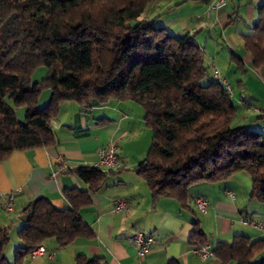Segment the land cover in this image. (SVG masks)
I'll return each mask as SVG.
<instances>
[{"label":"trees","instance_id":"1","mask_svg":"<svg viewBox=\"0 0 264 264\" xmlns=\"http://www.w3.org/2000/svg\"><path fill=\"white\" fill-rule=\"evenodd\" d=\"M153 1L0 0V25L16 14L15 32L0 30V162L15 150L52 145L50 123L66 101L91 108L130 100L142 107L152 134L134 171L153 200L167 196L187 207L191 186L244 173L251 181L249 201L264 203V133L249 129L253 122L234 123L238 110L230 100L233 92L207 71L193 34H173L156 18L142 17ZM256 13L242 40L252 66L261 68L264 1ZM38 67L46 73L33 82ZM46 89L51 92L48 103L38 107ZM17 108H24L22 120ZM254 113L253 121L264 118L263 112ZM73 172L87 188H64L66 207L37 198L22 209L28 219L17 231L12 261L4 254L8 229L0 228V264H22L49 238L64 247L91 236L79 211L91 203L89 192L101 188L110 170L78 166ZM192 236L204 244L200 229ZM211 252L222 264H264V239L239 234L230 243H216ZM74 264L106 263L100 256L77 254Z\"/></svg>","mask_w":264,"mask_h":264},{"label":"crops","instance_id":"2","mask_svg":"<svg viewBox=\"0 0 264 264\" xmlns=\"http://www.w3.org/2000/svg\"><path fill=\"white\" fill-rule=\"evenodd\" d=\"M189 1H202L209 16L204 18L202 15L194 22L189 21L190 25L179 20L181 27L174 24V20L166 19L169 11L183 8ZM263 1L227 0L223 7L215 11L209 9L212 0H154L146 6L144 13L148 19L156 18L173 34L190 32L200 46L198 35L209 29L208 23L223 31L228 26L236 25L233 34L243 44L242 35L251 32L252 24L257 19V5ZM246 25H249V29ZM229 48L235 52L232 45L229 44ZM239 58L241 67L235 74L240 72L243 77L247 76L249 67L252 68L251 58L247 52ZM210 65L212 70L215 64ZM228 69L223 75L219 73L229 82L227 76L231 71L230 67ZM255 69L264 77V67ZM243 84L240 78L237 87ZM126 101L130 100H110L91 108H82L75 102L66 101L62 103L63 106L71 107L73 112L69 118L58 120L57 116L51 121L50 127L55 135L52 145L15 150L0 162V228L8 229L9 243L15 239L13 243L17 246V231L24 224L19 219L23 214L22 209L37 198L47 199L56 208L66 207L64 188H87L73 169L96 166L100 148L111 144L116 147L118 164L107 173L106 182L101 188L89 192L91 203L79 211L81 219L92 232L91 236L79 237L64 247H59L55 239L49 238L42 245L44 254H30L22 264H74L77 254L100 256L106 264H222L215 256L201 260L193 253L192 246L197 243L192 236L195 229H200L202 240L210 250L218 242L230 243L239 234L251 240L264 239V230L244 223L251 216L256 222L264 224L263 217H254L249 213L251 210L248 207L262 204L249 201L251 181L244 173L216 183L200 182L191 186L187 207H181L167 196L153 200L146 183L134 171L146 155L152 136L150 138L145 126L144 114L141 118L139 116L142 127L138 119L135 120L136 125L133 124L126 112H134V107L124 105ZM237 102L239 122L255 124L253 120L256 114L249 107L253 104L242 95H239ZM106 106L111 107L116 117L96 115ZM259 109L263 110L264 106ZM121 122L126 124L121 126ZM142 135V143L138 144ZM58 157L64 158L63 165L56 162ZM8 193L14 195V209L11 212L2 208ZM195 195L206 198L208 206L205 214H200L194 206L192 197ZM118 198L127 202L126 210L114 211L113 202ZM135 229L150 234L154 239L143 257L137 254V247L129 240Z\"/></svg>","mask_w":264,"mask_h":264},{"label":"rangeland","instance_id":"3","mask_svg":"<svg viewBox=\"0 0 264 264\" xmlns=\"http://www.w3.org/2000/svg\"><path fill=\"white\" fill-rule=\"evenodd\" d=\"M169 12L170 13H167L165 16L166 19L169 18L170 20H174V24L180 25L179 27H181V23H182L179 20H182L185 23H187V25H190L189 21L194 22V20H197L196 18L202 15L204 18L205 16L207 17V15L209 16V14L206 12V7L202 1H189L184 5L183 8H178L176 10H171ZM142 17H146V15L143 14ZM235 26L236 25H231L230 27L228 26L227 28H225L226 26L224 25L225 30L223 31L220 27L218 26L215 27L213 24L208 23V28L210 29V31L209 29L208 30L206 29L203 34L198 35V41L200 42L202 49L204 50V65L206 66L207 71L210 72L211 71L210 64L214 63L216 69L220 73H222V75L224 73H227L229 70L228 68L230 67L231 72L227 76L230 81L228 82L227 80V82L230 84L232 88V92L233 91L235 92L234 96L233 93L232 95H230V100L235 105L236 108L239 106L237 102L239 95H242L244 99L245 98L248 99V101H250L254 107L261 108L264 106V77H262V74L258 73L253 66H252L253 69L249 67L250 70L248 71L247 76L243 77L242 73L240 72L239 74L238 73L235 74V72L237 71L236 69L237 67L236 62L238 61L237 58L239 56L242 57V55L246 53V51L242 47L243 44L239 43L241 42V40L239 41L237 39V36L233 34V30ZM248 26L249 25H246V27ZM194 27L195 26H193V28ZM207 32H209V34ZM229 36H231V39H229ZM229 44L234 47L233 50L235 52H232L231 48H229ZM234 57L236 60L234 59ZM45 73H46L45 67H38L36 71L33 73L32 81L33 82L41 81V79L45 76ZM240 78L242 79L244 84L242 87L238 88L237 84ZM50 93L51 92L49 89L43 90L41 92L39 96L38 107H43L48 103V100L50 98ZM129 104L134 107V112H131L130 114L126 112V114H128L132 118V122L135 125H136L135 122L138 119V121L140 122V126L142 127L141 120H139V116L141 118V116L144 114L142 107L133 101H126V103H124V105H129ZM253 106L251 107L253 108ZM106 107H104L100 111H97L96 115L100 116V115L108 114L110 116L116 117L115 113L111 111V107H107V108ZM23 110L24 108L15 109L16 116L19 120L23 119ZM72 112L73 111L71 107L63 106V104H61L57 119L59 120V119L69 118L71 117ZM237 121L239 120L236 119L234 123H238ZM254 122L255 124L249 125L248 128L252 130H261L264 133V118L256 119ZM125 124L126 122H121V126H124ZM148 133L150 134L149 136L151 138L152 135H151V130L149 128H148ZM143 137L144 135L139 137L140 141L138 144L142 143ZM260 204L262 205L258 207L255 206L254 208H252L253 206L248 207V209L251 210L249 213L253 214L254 217H263L264 219V207H262L264 206V203H260ZM249 218L252 217L250 216L246 219ZM252 220H254V218H252ZM254 222L256 221L254 220ZM256 223L262 224L264 228V224L262 222H256ZM14 240L11 243H9V245L5 248L4 251L5 256L10 261H12L13 251L16 247V244L13 243ZM257 256L259 257V255Z\"/></svg>","mask_w":264,"mask_h":264},{"label":"built area","instance_id":"4","mask_svg":"<svg viewBox=\"0 0 264 264\" xmlns=\"http://www.w3.org/2000/svg\"><path fill=\"white\" fill-rule=\"evenodd\" d=\"M226 2L227 0H212L211 4L209 5V9L215 11L219 10L221 7L225 5ZM212 71H213V76L220 78L225 90L229 94H231L232 88L230 84L227 82V80L220 77V73L215 67L212 69ZM252 111L264 113V109L260 110L259 108L254 106L252 108ZM56 162L63 165L64 158L58 157L56 159ZM117 164H118V158L116 153V147L113 144L107 145L98 150L97 161H96L97 167L107 171L115 168ZM229 195L231 198H233L232 192H230ZM192 202L200 214H205L207 212L208 202L205 197L195 196ZM13 206H14V195L12 193H8L6 194L5 199L2 202V208L7 212H11L14 209ZM113 209L116 212L124 211L127 209V202L124 199H119V198L115 199L113 202ZM244 223H247L255 227H259L262 230H264L262 224L254 222L252 218L245 219ZM129 240L137 247V254L140 257H143L147 253L151 244L154 241L153 237L150 234L140 229H135L132 232V234L129 236ZM192 248H193V253L196 256H198L201 260H205L213 256L208 244L195 243L193 244ZM44 253H45V249L42 246H40L34 251H32L31 255H35V254L42 255Z\"/></svg>","mask_w":264,"mask_h":264},{"label":"water","instance_id":"5","mask_svg":"<svg viewBox=\"0 0 264 264\" xmlns=\"http://www.w3.org/2000/svg\"><path fill=\"white\" fill-rule=\"evenodd\" d=\"M16 14L15 13H11L5 20L4 22L0 25V30L5 34V35H9V34H13L15 32V24H14V19H15ZM20 221L23 223L27 222L28 219V215L22 214L19 217Z\"/></svg>","mask_w":264,"mask_h":264}]
</instances>
